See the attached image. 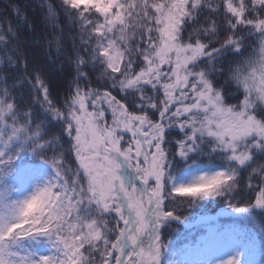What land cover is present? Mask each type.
Returning a JSON list of instances; mask_svg holds the SVG:
<instances>
[{"label":"snow or ice","instance_id":"snow-or-ice-1","mask_svg":"<svg viewBox=\"0 0 264 264\" xmlns=\"http://www.w3.org/2000/svg\"><path fill=\"white\" fill-rule=\"evenodd\" d=\"M0 264H264V0H3Z\"/></svg>","mask_w":264,"mask_h":264},{"label":"trees","instance_id":"trees-1","mask_svg":"<svg viewBox=\"0 0 264 264\" xmlns=\"http://www.w3.org/2000/svg\"><path fill=\"white\" fill-rule=\"evenodd\" d=\"M2 3H3V0H0V4ZM200 211L201 210L199 208H193L189 210L188 212H185V215L195 216V215H198ZM206 211L209 215L215 214L220 211V207L213 203V204L206 206ZM222 219H226V218H222ZM245 223H247L250 227H254L257 231L261 230L262 222L259 217H250L247 221H245ZM174 227H178V226L174 225ZM179 231L181 232L183 231L182 226H179Z\"/></svg>","mask_w":264,"mask_h":264},{"label":"rangeland","instance_id":"rangeland-1","mask_svg":"<svg viewBox=\"0 0 264 264\" xmlns=\"http://www.w3.org/2000/svg\"><path fill=\"white\" fill-rule=\"evenodd\" d=\"M218 213V212H217ZM217 213H215V214H211V215H216Z\"/></svg>","mask_w":264,"mask_h":264}]
</instances>
